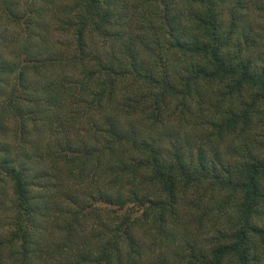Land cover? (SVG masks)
Instances as JSON below:
<instances>
[{"label":"trees","instance_id":"1","mask_svg":"<svg viewBox=\"0 0 264 264\" xmlns=\"http://www.w3.org/2000/svg\"><path fill=\"white\" fill-rule=\"evenodd\" d=\"M0 264H264V0H0Z\"/></svg>","mask_w":264,"mask_h":264}]
</instances>
